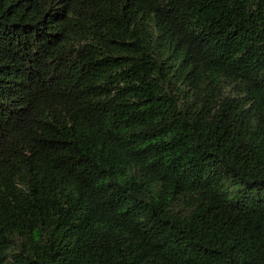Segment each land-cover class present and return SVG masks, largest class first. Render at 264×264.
Listing matches in <instances>:
<instances>
[{
	"label": "trees",
	"instance_id": "trees-1",
	"mask_svg": "<svg viewBox=\"0 0 264 264\" xmlns=\"http://www.w3.org/2000/svg\"><path fill=\"white\" fill-rule=\"evenodd\" d=\"M0 264H264V0H0Z\"/></svg>",
	"mask_w": 264,
	"mask_h": 264
}]
</instances>
